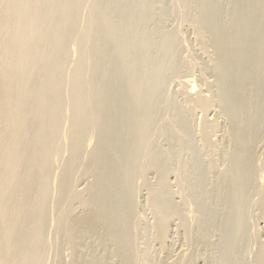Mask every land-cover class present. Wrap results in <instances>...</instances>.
Masks as SVG:
<instances>
[{"label":"rangeland","instance_id":"rangeland-1","mask_svg":"<svg viewBox=\"0 0 264 264\" xmlns=\"http://www.w3.org/2000/svg\"><path fill=\"white\" fill-rule=\"evenodd\" d=\"M59 1L63 4L65 0ZM68 5L67 10L70 18L64 22L71 28L66 29L68 33L66 31L64 34L62 33L64 36L66 33L67 37L63 38L62 36L54 44V40L51 38L52 32H49V44L51 42L53 44L49 46L48 42L43 43V48L46 47V51L55 45L58 51L54 58L58 62L59 60L63 62V65L61 64L63 68L60 65V70H56L62 75L61 82L56 85L57 87L48 89L47 95L49 97L51 92H58L63 102L59 100L57 106L55 105L59 111L58 119L62 124L57 121L55 130L58 134L56 136L60 140H55L58 151L57 148L56 150L54 148L56 151L54 154L52 149L54 158L50 163L49 178L47 177L48 185L50 182L52 185L48 190L49 194H47L50 197L46 198V201L49 199V202L46 203L47 219L45 218L42 230V240L45 244L42 248L44 251L41 264H74L78 259L83 264H264V169H262L264 168V107L262 106L264 105L262 96L264 91L261 89L264 87L262 86L264 79L261 80L260 87L256 84H260V82L253 81L256 88L250 80L244 81L246 91L242 90L245 94L241 93L240 95L242 103L237 97L234 99L235 105H230L225 104L224 95L229 99L230 92L225 93L229 88L225 85L229 86L232 81L229 80V84H227L228 79L221 77L225 70L221 52L227 48L226 46L229 49L236 45L241 47L237 55L240 59L236 57L231 60L234 64H236L235 61L237 62V67L234 66L232 71L235 72L239 67L244 70L241 71L239 68L238 70L245 72L252 68L245 67V63L246 66L251 63L248 66H253V70L257 69H255L257 76H259L258 74L260 77L263 76L260 72L262 68L259 70L257 66H262L264 69V53L261 55L256 53L257 57L253 56L250 59H248V54L252 48L257 46H262L264 50V0H88V2L87 0H73ZM94 8H97L95 13ZM44 11L45 9H42L40 12L43 16L51 12L46 10L44 13ZM54 11H58V9ZM52 19L56 23L60 20L58 16L50 19L53 22ZM240 23L244 24L245 32L243 34L238 33L237 27ZM37 25V28L36 25L33 27L39 29L42 24L37 23ZM58 30H60V26ZM79 32L84 34L83 39L79 37ZM88 33L94 34L89 37V41L91 38H93L92 40L96 39L97 45L103 47H97L92 40L94 44L87 43L88 37L85 36H91ZM230 50H228V55L232 53ZM263 50L261 51L264 52ZM58 53L62 56L59 57ZM116 53L120 57L108 63L109 65L104 70L106 76L103 74L105 78L111 77L106 78L111 88L107 89L105 82V89L101 93L102 95L97 97L95 103L98 104L106 97V100H109L108 109L114 115H117L116 112L123 107L120 111L121 116L117 117L118 125L115 120L113 122L112 118H110V122L106 116L103 118V112L100 119L104 123L108 121V124L115 123L118 126L117 128L113 125V133L117 130L118 132L115 133L122 138L120 145L123 146H120L119 150L122 157L127 155L131 148V151H136L135 155L131 153L132 157L130 155L131 159L127 166L121 167V171L119 168L113 172L115 177L118 176L113 178L114 182V179L118 180L119 184H116L118 189H124H122L123 195L120 197L121 192L117 196L121 200L116 198L111 204L108 203L107 210L117 208L116 204H119L122 206L121 213L116 212L117 217L115 216V218L113 215L112 221L107 223L111 228L115 225L112 231L105 222L106 226L103 223H92L90 228L88 227L90 225H85L87 227L75 225L73 228L77 227L78 230L72 228L74 230L72 237L75 235V238L77 234L79 236L77 235V238L73 240L69 237L70 240L66 241L65 239L68 238L65 231L67 218L69 217V220L71 219L73 222L88 219L92 216H89L91 212L94 214L96 212L94 210L98 205L96 200L100 202L103 197L108 196L109 192L107 193V191H110L109 181L100 180V174L107 173V169L104 167V170L101 165L99 167L96 162H92L93 155L102 145V137L97 135V133L101 134V131L96 132L99 128L94 132L92 127H82L80 141L83 139V142H80L79 148L80 150L84 149L85 153L82 154V150H79L76 157L71 152L72 139H74L71 137L74 134L71 126L74 93L71 86L76 80L75 71H78L80 66V70L83 72L82 78L85 80L84 92L91 87L88 85L91 81L95 85L92 86L93 88L104 84V81L97 83L96 80L99 79V76L96 73L98 70L95 69L100 64L110 61V57ZM258 55L261 59L258 58ZM105 58L106 60H104ZM55 60L53 63L57 64L58 62ZM256 63L257 65H255ZM61 69L63 72H60ZM262 71L264 72V70ZM256 74L254 73L253 76ZM98 75L103 76L102 73ZM223 78L226 80L225 85L221 82ZM103 79L100 78V80ZM111 79L113 82L116 81L114 86ZM255 79L257 80V77H253V80ZM109 80H111V84ZM258 80L260 81V78ZM35 81L32 80L33 83ZM40 82L41 80L39 83H35L36 85L31 83L33 91L38 88ZM246 82L247 84H245ZM192 85L197 88L196 93L191 94L189 91ZM119 89L124 96L120 95ZM84 92L82 90L80 94L82 95ZM246 99L249 102L244 101ZM95 103L92 104V109L90 105L87 115L92 113L91 110L94 111ZM230 103H232L231 100ZM236 105L247 109L236 107ZM32 107L33 105L29 109H33ZM235 107L236 111L240 109L244 118L240 117L239 111H235ZM258 108L260 109L258 110ZM241 109H245L244 114ZM29 120L32 123V119ZM39 120H36L34 124H38ZM98 122H100L99 118ZM101 122L100 125H103ZM69 130H71L70 133ZM83 130L85 131L83 132ZM242 132L251 136L247 140L249 142L246 141L250 147H244L245 152L248 151L247 156L244 153L245 159L243 158L242 166L244 171L242 172V169L237 166L238 173H243L239 176L236 173L237 170L234 169L233 159L238 161V157H236L238 150L236 149ZM113 133L112 136L115 134ZM115 145L117 144L111 145L109 150H115ZM88 150L90 153L87 152ZM234 150L236 151L233 152ZM91 154L92 158L90 159ZM57 156L59 158L56 159ZM74 157L77 161L81 160L82 163L74 164L79 170L75 167L71 168L72 173L69 174L70 177L68 176L67 184L70 193L74 192V197L78 196L66 205V209L69 208L70 212L67 211V214L61 215L60 187L64 173L70 165L68 161L71 163L73 160L70 158ZM97 157L96 161L100 160ZM248 157L250 158L248 159ZM112 158H109L110 162ZM115 158L113 159L115 160ZM113 159L112 163L115 162ZM246 159H251V162L249 161L251 164L246 162L244 166ZM120 161L122 162V158L118 159L119 164ZM65 163L66 166H64ZM246 165L249 166V170ZM59 177L62 180H59ZM127 178H131L130 182ZM235 181L240 182L239 187L241 188L237 187L238 184H233ZM243 183L246 184L241 186ZM98 184L99 193L97 191L96 198L94 197L96 200H93L95 204L93 203L91 206V190L96 189ZM89 208L90 210H88ZM127 208L130 212L127 210L128 212L124 213L126 216H122L123 211ZM53 214L57 218L53 217ZM115 222H118L117 225ZM122 225L128 226V228L127 226L123 227L127 234L122 231L123 235L125 234L124 238L127 236V239H123L122 234L119 235L122 229L116 227H122ZM118 229V236L123 240H118ZM116 253L119 254L116 255ZM125 255L127 259L123 257ZM69 261L71 262L69 263Z\"/></svg>","mask_w":264,"mask_h":264},{"label":"bare ground","instance_id":"bare-ground-1","mask_svg":"<svg viewBox=\"0 0 264 264\" xmlns=\"http://www.w3.org/2000/svg\"><path fill=\"white\" fill-rule=\"evenodd\" d=\"M71 1H73V0H65L64 3L61 4L59 0H0V264H41L42 254L44 251V249L42 250V248L45 244L42 240V237H43L42 236V230H43V224H44L45 218L47 219V217H46L47 216L46 215V210H47L46 209V203L49 202V199H47L48 201H46V198L50 197V195L48 197L47 194H49L50 191L48 192V190L50 189V186L52 185L51 182H50V185H48L47 177L49 178V176H48L49 172H50L49 169L51 168L50 163L53 160L52 158H54L53 157L54 154H56V151H54V148H55V150L57 148V151H58V146L56 145V141H57V139L60 140V138L56 136L57 133L55 130V128L57 127V121H58V123H60V121H59L60 119H58L59 111L57 110L55 105L57 106V104L59 103V100L61 102H63L61 100V97L59 96L58 92H54V91L51 92L50 95H52L54 93L51 97H50V95H49V97L47 95L48 89L50 90V88L58 85L61 82L62 75H61V73L57 72L56 70L57 69H58V71L60 70L61 66L63 65L62 64L63 62H60V60H59V62H60L59 63L58 61L55 60L56 58H54L57 55V51H58V49L55 47V45L51 49H48L46 51L45 50L46 47L43 48V43L48 42L47 45L51 46L53 43L54 44L57 43L59 41L58 39H60L62 36H63V38L66 36V33H65V36L63 34H64V31H66V29H68L69 24L67 26V24L64 22V20H66L67 18H70L69 12L67 10V6L69 7L68 4ZM87 2H88V0H87ZM91 3H93V2H91ZM74 5H75V3H74ZM94 7H96V6L94 5ZM97 7H99V6H97ZM42 9L43 10L45 9V11L48 10L47 12L51 11L50 12L51 14L50 13L48 14L44 11V13H46L47 15H45V16L41 15L40 12ZM57 9H58V11H54ZM94 9H95V11H94V13H95L97 8H94ZM54 16H58V18H60V20L57 21V23L54 22L53 19H52L53 22L50 20ZM86 22H87V20H86ZM239 22H241V21H239ZM37 23L42 24L39 29H36L38 26ZM107 23H109V22H107ZM246 23H247V20H246ZM34 25H36V28H34L35 27ZM59 26H60L61 31L58 30ZM70 26H72V24H70ZM69 28H71V27H69ZM87 29L89 30L88 27H87ZM237 29H239L238 30L239 34H243L245 32L244 24L240 23V25L237 27ZM49 32L50 33L52 32L51 38L54 40L53 43L51 42L50 44H49V38H48L50 36ZM76 32H77V30H76ZM90 33H88V35ZM67 35L70 36L69 34H67ZM78 35H79V37H82L81 39H83L84 34H80V32H79ZM80 35H82V36H80ZM92 35L94 36L93 33H92ZM92 35L91 36H85L86 38L88 37L87 38L88 41L86 38H85V40L87 41V43H93L92 41H94V43H96V45H97V42L95 41L96 39L92 40L93 38H91L92 41L91 40H90L91 42L89 41V37H92ZM239 36H241V35H239ZM94 38H96V37H94ZM71 39H73V38H71ZM74 39H76V38H74ZM239 39H241V38L239 37ZM101 40H99V42H101ZM50 41H52V40H50ZM65 41H66V39H65ZM86 41L84 43H86ZM79 42H80V40H79ZM99 42H98V44H99ZM79 46H80V44H79ZM99 46L101 47L102 45H97V47H99ZM226 47L227 48L223 49L221 52L222 53V59H223L222 64H224V69H225L222 72L223 76H221V77H225V79L226 80L228 79V80L226 81L223 78L221 82H223V85H225L226 82H227V84H229L228 83L229 80L232 81V82H230L229 86L225 85V87L229 88V90L225 91V93L227 91L230 92L229 93V95H230L229 99H227L228 96L227 97H226V95H224V96L226 98L225 104H230V105L234 104L235 105L234 99L238 97L240 102H241L240 95H241V93L245 94V93H243L244 91L242 92V90L246 91V87L244 88V83H243L244 81L250 80L251 83H253V81H257V82H260V84L256 83L257 85H259L258 87H260V85H262L261 80L264 79V72L262 70H264V69L262 66L261 67L259 65L257 66L259 70H260V68H262V70L260 72H262L263 76L260 77V74H258L259 76H257V74H256L257 73L256 68H255L256 70L255 69L253 70L252 69V68H254L253 66H248L249 64L251 65V63L247 64V66L245 63V67H247V68L252 67V68L249 70L247 69V71H245V72H241L244 70V68H243V70H241L238 67L241 71L238 70V68H237V70L235 72H233L232 69L234 66L237 67V62L235 61L236 64H234V62H231V60L238 57L237 55L239 54V50L241 49V47L238 45H236L235 47L229 48V49H228V46H226ZM80 50H81V48H80ZM83 50H84V48H83ZM97 50H98V48H97ZM228 50H230V52L232 51V53L229 55H228ZM261 50H263L262 46H257V47L252 48V50H250V52L248 54V59L253 58V56L257 57L255 55L256 53H260V55L263 54L264 52H262ZM118 53L114 54L113 57L111 56L112 58L110 57V59H111L110 61L100 64L98 66V68L95 69V70L99 71V72L96 71V73H98V74L102 73V75H103L104 70L107 68V65H109L108 63L113 61V59L120 57V56L118 57ZM77 54H78V52H77ZM58 55H60V53H58ZM96 55H98L97 52H96ZM260 55H258V58H260ZM61 56H62V54L59 57H61ZM80 57H81V55H80ZM106 58H107V56H106ZM106 58L104 60H106ZM53 59L55 60V62H58L59 64L58 63L54 64ZM64 59H66V58H64ZM246 59H247V56H246ZM86 60H88V59H86ZM77 61H78V58H77ZM246 61L248 62V60H246ZM258 63H260V62L258 61ZM94 64H95V62H94ZM86 65H87V63H86ZM225 65H226V67H225ZM255 65H257V63ZM80 67H79V69L76 68V69H78V71H75L76 76L74 75L76 77L75 78L76 80H74L75 83L73 84V86H71L73 89L72 91L74 93V100L71 99L73 102L72 104L74 105L73 106L74 110H72L73 115H71L73 122L70 121L72 123L71 124L72 132L74 133V134H72L73 136H71L74 138V139L71 138L72 142H73L71 152H73L74 156H76L77 153L79 154V150H80L79 144H80V142H83V139H82V141H80V138L82 137L80 130L82 129V127H85V128L86 127H88V128L92 127V130L94 132H95V129L99 128L96 132H98L99 130L101 131L100 132L101 134L97 133V135H100L99 137H102L101 138L102 139V145L100 148L98 147L99 150H97L95 152V154L93 155V161L92 162H96V164L99 167L101 165L103 168L105 167L107 169V173H101L103 175L100 174V180H106L107 182L109 181L108 182V184H109L108 188L110 191L106 190L107 193L109 192V194H107L103 190L108 196L103 197V199L101 198L102 200H100V202H99L95 199L96 195H97L96 194L97 191L99 193V188H98L99 184H98L96 189L93 187L95 190L94 189L91 190V194H90V202L91 203H90V205L92 204L91 206H93V203L95 204V202H94L95 200H96V202H98V205H97V209H94V207H91L96 212H95V214H94V212H91V214H89V216H91V215L92 216L88 217V219L73 222V220L72 221H71V219L69 220V217L68 218L66 217L67 223H66L65 231H66V234L68 235L67 236L68 238L65 239L66 241L69 239V237L72 240L77 238L78 234L76 235L75 238H74L75 235L72 237V232L74 231V230H72V228L75 225H78V226L83 225L84 227H87L85 225H90V226H88L90 228L92 223H95V224L96 223L97 224L103 223L104 224V222H105L107 224V223H110L112 221L113 215H114L113 217L116 216V212L117 213L120 212L122 206L119 204H116L117 208H114V209L112 208L113 210L110 208V211L107 210L108 206H109L108 203L111 204V202L114 199L118 198L117 196L119 195V193L122 192V194H120V197H121V195H123L122 189H124V188L118 189V187H117V185L119 184V183H117L118 180L116 181V179H114L115 182L113 181V178H117L118 176L116 175L117 177H115L113 175V172L119 168L121 171V167L124 168V165L125 166L128 165L129 159H131L130 155L132 157L131 153H133V155H135L134 152L136 153L135 150H134V152L131 151L132 150V148H131L130 150H128L129 153L127 155L125 154V156L122 157L123 155H120V152H119L120 146H123V145H120V140L122 138L120 137V135H117L115 133V132H118L117 130H115V127L118 128V126H116V124L118 125V122H119V120H117L118 119L117 117H118V115H119V117L121 116L120 111L122 110L123 107L116 112L117 115H114V114H111V112H110L111 110L108 109V107H109L108 101L109 100H106V97H105V100H102V101L100 100V102H98V104L95 103L97 97L99 95H102L101 93L105 89V82L107 83V81H108V80H106L107 77L106 78L104 77L105 74L102 77H100V75L97 74V76H99L98 77L99 79L96 76V79H98V80H96L97 83H100V82L102 83V81H104V84H101L98 88L95 87L96 88L95 89L92 87L95 85H93L91 83L92 82L91 81L90 82L91 84L90 83L88 84L91 87H89L88 90H86V88H85L86 92H84L85 80H83V78H82L83 72H81ZM62 68H63V66H62ZM67 68H68V66H67ZM72 70H73V68H72ZM60 72H63V69H61ZM90 73H91V71H90ZM254 73L256 74V76H253ZM103 77H104V79H103ZM253 77H255V78L257 77V80L256 79L253 80ZM100 78L103 80H100ZM108 78H111V77L108 76ZM258 78H260V81L258 80ZM70 79H71V75H70ZM32 80H34V81L36 80L35 83H39V80H41L40 84L38 85V88H36L35 91L32 90V85H31V83H33ZM111 80H109V83ZM111 82H113V80ZM115 82L116 81H114L112 83V85ZM35 83H33V84H35ZM107 84H106V88L107 89H109V87L111 88V86L109 84L108 85ZM245 84H247V82ZM116 85H117V83H116ZM196 85H198V84H196ZM253 86L255 87V83H253ZM262 86H264V84ZM196 88L197 87L195 85L190 86L189 92L191 94L194 92L196 93ZM263 88H261L262 91H264ZM68 89H69V86H68ZM82 90L84 93L81 95L80 93L82 92ZM67 91H69V90H67ZM122 91H123V89H122ZM122 91L120 90V95L124 96ZM49 93H50V91H49ZM221 93H222V91H221ZM105 94L106 93L104 92V95ZM262 94H263L262 96L264 98V93L262 92ZM72 96H73V94H72ZM72 96H70V97H72ZM230 100L232 103H230ZM236 100L238 101V99H236ZM244 101L247 102L248 100L246 99ZM260 102H261V100H260ZM263 102H264V99H263ZM94 103L96 104L94 106L95 107L94 111L91 110L92 113L87 115L88 111L90 110V108H89L90 105L92 106V104H94ZM31 104L33 105V107H32L33 109H29V107L32 106ZM230 105H228V106H230ZM260 105H262V104H260ZM60 106H62V105H60ZM237 106H239V105H236V107ZM247 106L248 105L246 103V107ZM262 106L264 107V105H262ZM231 107H233V106H231ZM236 107L234 108L235 111H236ZM239 107L242 108L243 106H239ZM246 107H243V108H246ZM257 107H258V105H257ZM92 108H93V106L91 107V109ZM237 109H239V108H237ZM259 109L260 108H258V110ZM239 110H237L236 112H238ZM244 110L241 109V112L243 111V114H244ZM232 111H233V109H232ZM263 111H264V109H263ZM69 112H70V110H69ZM102 112L104 114L103 118L106 116L109 122H110V118H112L113 122H114V120L116 121L115 122L116 124L115 123L113 124L112 122H111L112 124H110V123L108 124L107 123L108 121H106V123H104L102 121V119H100V115H103V114H101ZM114 113H115V111H114ZM234 113H233V115L235 116ZM238 113H240V111ZM238 113H236V114L239 116ZM249 113L251 114V112H249ZM254 115H255V113H254ZM241 116H242V114L240 113V117ZM30 118L32 119L33 124L31 123V120H29ZM98 118H99L100 122L102 121L101 124H103V125H100V122H98ZM33 119H36V120L40 119V120L37 122L38 124H34V123H36V120H33ZM68 121H69V119H68ZM244 121H245V119H244ZM60 124H62V123H60ZM113 125H115V127H114V130H115L114 133L115 134L113 133ZM67 127H70V126H67ZM103 127L106 129L104 130ZM88 128H87V132L89 130ZM235 128H237V127L235 126ZM70 131L71 130H69V133H70ZM84 131L85 130H83V132ZM239 131H242V130L239 129ZM112 133L114 134L113 136H112ZM65 135H67V134H65ZM82 135H83V133H82ZM250 136H251L250 134L248 135V134H245L243 132H242V136H240V139L238 141L239 143L237 144V149H236V150H238L236 157H238L237 160L239 162L236 161L235 158L233 159L235 171L237 170V166L240 167L239 169H242V168L244 169V167H242L243 166V158L245 159L244 153H246L245 152L246 150L244 147L245 146L250 147V145H248L249 143L248 144L246 143V141L250 139ZM238 137H239V134H238ZM247 142H249V141H247ZM121 143H122V141H121ZM58 144H59V142H58ZM113 144H117V145H115L116 149L110 151L109 150L110 146L111 145L113 146ZM118 144H119V146H118ZM82 146H83V144H82ZM117 147H119V148H117ZM122 148L124 149V147H122ZM52 149L54 151V154L52 152ZM136 149H137V147H136ZM83 150H82V154H83V152L85 153V151H83ZM236 150H234L233 152H235ZM87 152L90 153L89 150ZM247 153H248V151H247ZM247 153H246V156H247ZM251 155H250V157H251ZM97 156H99V157H97ZM96 157L99 158L101 161L97 159V161H98L97 162L95 159ZM112 157L113 158L116 157L118 159L122 158V162L120 161V164H119L118 159L116 161V158L114 160ZM250 157H248V159ZM57 158H59V157L57 156L56 159ZM61 158L63 159L62 156H61ZM86 158H87V156H86ZM89 158L90 159L92 158V154H91V157H89ZM109 158H112L113 161H115V162L112 163V159L110 162ZM70 159H72L73 161L71 163H70V161H68V164H70V165H69V168H67L66 173L63 172L64 173L63 180L59 177L60 178L59 180H62V184L60 187V193L58 192L59 195L61 194V199H60V201H61L60 214L61 215L67 214V211L70 212L69 208H68V210L66 209V205L70 201L74 200L75 197L78 196L77 195L74 197V192H73V194H71L72 192L70 193L69 186H68L67 182L69 181L68 180L69 174L72 173L71 168L75 167L78 169V167L74 166V164L76 162H78L80 164V163H82V161L81 160H80L81 162L77 161V159L75 157L70 158ZM70 159L68 158V160H70ZM79 159H80V157H79ZM248 159H246L247 161H245L244 166H245L246 162H249V161L251 162V159L250 160H248ZM66 163L64 166H66ZM84 164H85V162H84ZM77 166H78V164H77ZM247 166L248 165H246V168H248V170H249V166L248 167ZM75 168H74V172H75ZM105 168H104V170H105ZM77 169H76V171H77ZM96 169H97V167H96ZM243 169H242V172L244 171ZM262 169H264V168H262ZM92 170H93V168H92ZM101 171H103V170H101ZM231 172H232V170H231ZM238 172L239 171L237 170L236 173H238ZM95 173H96V170H95ZM240 173H238L239 176L243 174V173L242 174H240ZM259 173H260V171H259ZM60 174H58V175L60 176ZM232 174H235V173H232ZM244 174H247V173H244ZM38 175H39V177H38ZM58 175H57V177H58ZM71 177H73V176L71 175ZM120 177H122V176H120ZM128 177H130V176H128ZM232 178H234V177H232ZM127 179H129V178H127ZM130 179H129V182H130ZM111 180H112V182H110ZM251 180H252V178H251ZM53 183H54V181H53ZM72 183H74V182H72ZM235 183H236V185L238 184L237 187H239L240 182L239 183H238V181L233 182V184H235ZM244 184H246V183H243L241 186H244ZM103 186H104V184H103ZM239 188H241V187H239ZM101 189H103V188H101ZM71 191H73V190H71ZM247 191H248V189H247ZM59 195H58V197H59ZM120 197L118 199H120ZM124 197H125V195H124ZM115 201L117 202L119 200H115ZM56 206H58V205H56ZM86 206H88V205L86 204ZM57 208H59V207H57ZM53 210H54V208H53ZM88 210H90V208ZM127 210H128V208L125 211H123V209H122V211H123L122 216H126L125 214H126ZM91 211H93V210L91 209ZM54 212H55V210H54ZM56 212H57V210H56ZM118 215H120V214H118ZM53 217H56V215H54ZM124 218H126V217H124ZM120 219H122V218H120ZM48 220H49V218H48ZM63 221H64V219H63ZM59 223H60V221H59ZM117 223L115 222L116 225H117ZM129 225H131V224H129ZM108 226L111 228L110 224H107V227ZM119 226H120V224H119ZM119 226H116V227L121 228L122 230L120 231L121 233L119 234V229H118V233H117L118 240L122 239V238L120 239L118 234L119 235L122 234L121 236H123V239H127V236H126V238H124L125 234L123 235V233L126 232V229L123 230V227L125 228V226H127V225H122V227H119ZM134 226H135V224H134ZM113 227H115V225ZM76 228H73V229L76 230ZM112 228H111V231H112ZM127 228H128V226H127ZM104 229H106V228L104 227ZM104 229H103V232H104ZM61 230H64V229H61ZM77 230H78V228H77ZM65 231H64V233H65ZM122 231H123V233H122ZM92 234H93V232H92ZM126 234H127V232H126ZM51 237H52V235H51ZM53 237H54V235H53ZM61 237H62V235H61ZM117 237H116V239H117ZM58 238H59V236H58ZM58 238H56V239H58ZM60 241H61V239H60ZM115 242H116V240H115ZM123 242H122V244H123ZM53 243H54V241H53ZM74 243H75V241H74ZM76 243H77V241H76ZM71 244L73 246L72 242H71ZM120 246L122 248V245H120ZM120 246H118L119 249H120ZM46 249L48 250V247H46ZM66 250H67V248H66ZM125 250H126V248H125ZM119 251H121V250H119ZM61 252H62V250H61ZM122 252H125V251H122ZM133 252H134V250H133ZM117 254H119V253H116V255ZM123 257H126V259H127L126 255ZM120 258H121V256H120ZM122 259H124V258H122ZM63 260H64V258H63ZM124 261H123V263H124ZM58 262H60V260H58ZM65 262H66V260H65ZM70 262L71 261H69V263ZM75 262H74V264H75ZM127 262H128V260H127ZM42 263H44V262H42ZM76 264H83V263L79 262V259H78ZM126 264H128V263H126Z\"/></svg>","mask_w":264,"mask_h":264}]
</instances>
